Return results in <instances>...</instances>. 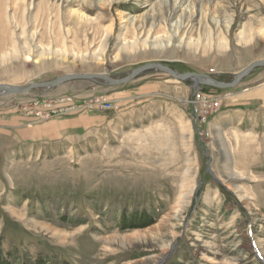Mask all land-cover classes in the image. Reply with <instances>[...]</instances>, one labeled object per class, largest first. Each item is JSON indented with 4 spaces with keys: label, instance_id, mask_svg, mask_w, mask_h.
Segmentation results:
<instances>
[{
    "label": "rangeland",
    "instance_id": "1",
    "mask_svg": "<svg viewBox=\"0 0 264 264\" xmlns=\"http://www.w3.org/2000/svg\"><path fill=\"white\" fill-rule=\"evenodd\" d=\"M262 58L264 0H0V84L152 62L231 81ZM66 97L79 110L53 117ZM0 257L264 264V67L0 94Z\"/></svg>",
    "mask_w": 264,
    "mask_h": 264
},
{
    "label": "water",
    "instance_id": "2",
    "mask_svg": "<svg viewBox=\"0 0 264 264\" xmlns=\"http://www.w3.org/2000/svg\"><path fill=\"white\" fill-rule=\"evenodd\" d=\"M258 67H264V58L258 59L246 67H244L242 70L237 72L234 76V78L231 81H222L218 80L215 77L206 74V73H198V72H180L175 69H173L171 66L164 64L162 62H152L147 63L141 66H138L137 68L130 71L127 75L123 77H113L106 73H68L65 75L58 76L51 80L46 81H40V82H31L30 84L26 86H20V85H13V84H0V94L2 95H12V94H21V93H27L31 92L36 89H51L54 87H57L63 83H66L68 81L72 80H79V79H86V80H94L96 82H105L106 85H120L127 83L131 80H133L138 75L149 71V70H156V71H162L173 78L180 80V81H186V80H193L195 81L196 85H206V86H212L220 89L225 88H232L238 85L244 77L249 74L252 70Z\"/></svg>",
    "mask_w": 264,
    "mask_h": 264
},
{
    "label": "built area",
    "instance_id": "3",
    "mask_svg": "<svg viewBox=\"0 0 264 264\" xmlns=\"http://www.w3.org/2000/svg\"><path fill=\"white\" fill-rule=\"evenodd\" d=\"M62 101H63L62 107H57V108H54L51 110V111H53V115H52L53 117L66 115V114H69L71 112H75V111L79 110V106L76 104V102L74 101V99L72 97H66ZM96 101H97V103H99L101 105L102 110L112 109V102L110 100H107L105 98H97ZM89 109H91V108H87V110H89ZM200 116H201V111H199V113L197 112V117L199 119L201 118ZM45 118L47 119V117H44V119ZM202 119L206 120V116L204 117V115H203Z\"/></svg>",
    "mask_w": 264,
    "mask_h": 264
},
{
    "label": "bare ground",
    "instance_id": "4",
    "mask_svg": "<svg viewBox=\"0 0 264 264\" xmlns=\"http://www.w3.org/2000/svg\"><path fill=\"white\" fill-rule=\"evenodd\" d=\"M147 41H144V43H146ZM136 43H132V45H130V44H128V45H124L123 46V48H125V49H128L129 47H135L136 45H135Z\"/></svg>",
    "mask_w": 264,
    "mask_h": 264
},
{
    "label": "trees",
    "instance_id": "5",
    "mask_svg": "<svg viewBox=\"0 0 264 264\" xmlns=\"http://www.w3.org/2000/svg\"><path fill=\"white\" fill-rule=\"evenodd\" d=\"M0 264H7V262L1 260V257H0Z\"/></svg>",
    "mask_w": 264,
    "mask_h": 264
}]
</instances>
